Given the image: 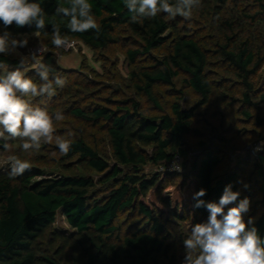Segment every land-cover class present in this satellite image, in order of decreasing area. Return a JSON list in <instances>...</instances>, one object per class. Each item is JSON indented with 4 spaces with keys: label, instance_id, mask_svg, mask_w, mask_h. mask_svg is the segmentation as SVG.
I'll return each mask as SVG.
<instances>
[{
    "label": "trees",
    "instance_id": "1",
    "mask_svg": "<svg viewBox=\"0 0 264 264\" xmlns=\"http://www.w3.org/2000/svg\"><path fill=\"white\" fill-rule=\"evenodd\" d=\"M36 2L47 13L46 28L40 34L50 39L52 23H58L66 38L79 40L92 49L106 50L120 43V31L126 28L138 42L136 48L127 50L131 65L140 56H151L155 49L167 46V53L132 73L137 78L136 93L146 95L161 113L149 114L134 100L110 97L107 100L114 107L72 108L77 118L106 134L113 163L86 136L70 138L71 150L62 159L69 163L67 168L74 163L86 165L100 173L99 179L77 173L43 177L35 168L16 178H9L10 168L0 172V264H180L177 243L166 221L175 218L191 226L201 218H208L205 207H194L193 194L201 188L206 189V195L201 198L206 202H218L229 184L233 191H239L238 200L226 206L225 211L246 197L236 172L218 176L221 159L214 151L195 157L192 173L183 174L177 181L169 178L175 172L149 174L145 171L147 165L160 167L171 161L177 153L170 151L173 146L182 157L185 154L184 139L195 131L197 110L208 105L213 94L208 74L210 54L198 38L184 32L183 18L179 16L169 19L160 14L143 23H131L123 0H89L102 29L97 37L93 31L72 33L64 27L68 18L56 16L55 10L65 0ZM231 2L202 0L200 9L215 16L224 26H219V30H233L234 20L223 17ZM7 30L15 35L27 34L35 31V26L18 28L13 24ZM234 37L235 33L227 34L225 42L219 45V52L247 82L259 62L250 43L232 42ZM0 61L10 66L18 64L11 55H0ZM175 80L182 81L199 99L193 105L184 106L183 91L173 88L176 99L167 112L155 87L162 83L173 85ZM245 96V102H250L249 94ZM2 143L0 149L4 150ZM261 161L264 162V157ZM256 166L263 210L248 227H255L264 239V168L260 161ZM59 211L76 230L74 236L65 237L52 230ZM125 211L137 212L146 222L143 228L121 236L116 223ZM244 220L247 223L249 219ZM48 236L54 241L52 247L59 244L54 252L42 244Z\"/></svg>",
    "mask_w": 264,
    "mask_h": 264
},
{
    "label": "rangeland",
    "instance_id": "2",
    "mask_svg": "<svg viewBox=\"0 0 264 264\" xmlns=\"http://www.w3.org/2000/svg\"><path fill=\"white\" fill-rule=\"evenodd\" d=\"M264 0H232L227 6L228 12L224 19H233L234 29L219 30L223 27L212 14H207L202 9L194 10L190 20H181L184 32L198 38L210 54L209 77L213 83V94L210 103L197 110L194 119L195 131L184 139L183 164L180 171L169 178L177 181L183 174L192 173L195 157H204L207 152L214 151L220 156L217 174L220 177L229 172L238 174L239 184L250 201L249 211L244 214V219H254L263 210L262 194L259 191L260 182L257 175V162L263 163L264 157ZM233 17V18H232ZM243 26L246 28L243 29ZM3 28L0 30L2 31ZM235 33L232 42L246 41L256 53L259 62L255 74L245 82L237 74V69L224 59L219 50L227 34ZM30 34V33H27ZM121 41L106 50L92 49L85 43L71 38H66L67 44L57 49L52 46L51 39L39 33L30 36L28 46L18 51L29 55L37 49H44L40 58L50 64L66 80L63 88H58L52 97L47 95L31 98L33 105L46 107L50 114L59 111L63 114L62 121H55V134L69 138L86 136L105 152L110 158L111 149L105 133L96 131L90 124L72 113L75 107H94L109 104L108 97L112 99H131L140 103L141 108L149 114H160L146 95L137 94L135 88L136 75L142 66L152 63L155 57H161L169 51L167 46L155 49L151 56H140L135 65H131L127 56L129 48L137 47V40L126 28L120 31ZM13 36H18L13 34ZM19 62V56L11 55ZM57 57L61 63L57 64ZM15 66H10L14 68ZM34 81L39 82L35 71H29ZM183 91L181 103L190 106L197 102L199 96L189 87L183 86L182 81H174L173 85L158 84L155 87L159 100L167 112L171 111V103L176 99L172 89ZM247 91V92H246ZM245 93L250 96V102H245ZM114 107V105H112ZM246 113H249L247 115ZM7 135V134H6ZM12 151L0 149V172L10 168L8 159L16 155L28 161L31 168L42 172L43 177H57L63 174H87L95 179L101 177L100 173L87 167L74 163L67 168L68 162L62 159L55 141L42 144L38 151L24 152L20 147L21 141L8 139ZM259 150L257 151V147ZM150 151V148H147ZM170 151L179 149L173 146ZM74 158L73 161H76ZM78 164V165H77ZM145 171L149 174L160 172L159 167L147 165ZM171 173V172H168ZM173 173V172H172ZM207 218L199 219L205 222ZM146 219L135 211H125L116 224L119 225V234L125 236L138 228H143ZM172 238L176 241L180 264L184 259L183 239L190 226L175 219L166 221ZM53 231L65 237L74 236L76 230L69 224L66 216L59 211L53 224ZM48 236L42 241L44 247L54 252L58 243L53 247Z\"/></svg>",
    "mask_w": 264,
    "mask_h": 264
},
{
    "label": "clouds",
    "instance_id": "3",
    "mask_svg": "<svg viewBox=\"0 0 264 264\" xmlns=\"http://www.w3.org/2000/svg\"><path fill=\"white\" fill-rule=\"evenodd\" d=\"M124 7L130 14L131 23H143L146 19H154L160 14L169 19L181 17L190 20L194 10L202 6V0H123ZM66 5V6H65ZM56 16L67 17L64 25L72 33H101L89 0H65L58 3ZM45 9L36 0H0V55L19 56V62L10 68L7 62L0 61V141L5 151H12L8 139L21 141L24 152L38 151L42 144L55 141L61 156H66L72 147L69 132L66 136L56 135L54 120L62 121L64 116L57 111L50 114L46 107L33 105L31 98L47 95L52 97L58 88L66 85V80L50 64L43 62L37 51L24 55L18 51L28 46L29 37L37 36L46 28ZM13 24L21 28L35 26L30 34L13 36L7 29ZM51 43L57 49L67 44L61 25L52 23ZM57 57V64L61 63ZM29 71H35L39 82L28 76ZM7 134V135H6ZM259 150V146L256 149ZM10 161L9 178H16L30 170L28 161L16 155L8 157ZM206 189L201 188L193 194L196 201L194 207H205L208 218L205 222L191 224L183 239L184 259L182 264H264V239L250 218L247 223L244 214L249 211L250 201L247 197L240 200L236 206H226L235 203L240 197L239 191H233L232 185L225 187L218 202H206L202 197Z\"/></svg>",
    "mask_w": 264,
    "mask_h": 264
},
{
    "label": "built area",
    "instance_id": "4",
    "mask_svg": "<svg viewBox=\"0 0 264 264\" xmlns=\"http://www.w3.org/2000/svg\"><path fill=\"white\" fill-rule=\"evenodd\" d=\"M183 157L179 153H176L171 161L167 162L165 165L159 167L160 171L163 172H176L182 169Z\"/></svg>",
    "mask_w": 264,
    "mask_h": 264
}]
</instances>
